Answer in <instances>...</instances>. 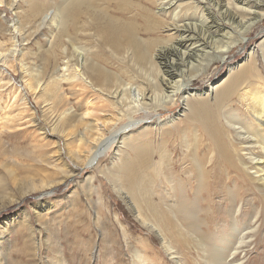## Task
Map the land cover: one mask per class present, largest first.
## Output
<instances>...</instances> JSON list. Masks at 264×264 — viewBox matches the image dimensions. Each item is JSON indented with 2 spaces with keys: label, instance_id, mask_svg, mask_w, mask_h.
<instances>
[{
  "label": "rangeland",
  "instance_id": "rangeland-1",
  "mask_svg": "<svg viewBox=\"0 0 264 264\" xmlns=\"http://www.w3.org/2000/svg\"><path fill=\"white\" fill-rule=\"evenodd\" d=\"M9 1L0 0V29H6L0 33V40L4 44L3 50H7V52L2 51L4 55L0 51V54L3 55L2 59L0 58V199L3 196V190L15 194L14 196H18L20 191H26L27 194L10 206L0 205V233L2 230H6L8 234L4 235L8 240L5 248L2 247L5 242L2 241L0 244V252L5 254L4 257L0 254V264H205L204 255L199 250L197 241L200 238L201 241L209 245H218V241L223 238V228L230 222L226 216L227 211H231L230 217L233 221L234 219L239 220L238 226H235L234 229L238 230L240 226H250L246 231L247 247L245 248L243 245V249L237 252L238 264H264V170L259 171V168L254 165L260 162L264 169V147L259 143L251 147L256 159L253 160L247 151L237 154L241 164L243 157L249 162L245 165L242 164L248 186L239 195H236L230 206H226L222 202L224 190H230L232 186L234 189L240 188L242 184L228 181L224 173L216 176L225 181L217 190V195L214 193V188H209L210 185L204 190H195L199 192V198L196 199L193 194L196 180L190 182L184 198L192 203L197 200L194 218L200 220L205 227L196 228L200 236L191 235L189 238L192 241L186 247L184 245L180 248L179 246L174 247V250L183 254L181 257V253L173 254L175 252L173 251L172 254H169L164 249L156 230L153 231L152 227L141 223L136 212L134 214L135 210L129 208L125 203L126 199L114 189L116 185L111 180L112 176H116L121 171L122 166L123 169L127 166L124 163L129 157L124 162L122 158L130 156L132 152L124 141L128 140V144L133 143V150L137 147L138 142L145 138L148 139V143L155 144L157 142L156 135L153 138L146 135L140 139H137V136L141 135L140 132L143 129H154V125L148 124H153L152 121H157L156 118L164 121L170 119H174L175 122L180 121L185 107L182 103V93L191 94L192 98L190 99L198 100L206 97L210 101L209 96L212 91L217 89L216 87L225 85L226 80L232 74L234 75L242 64L252 60L261 77L252 79L248 86L238 91V95H242V101L236 99L233 110L228 114L235 113L246 124L249 120H252L257 127L261 123L260 128L264 130L262 123L264 119L254 118V112L251 110L252 99L256 93L259 90L264 93V17L259 23L249 28L244 35L238 33V29L227 22L221 13L222 10L219 9L220 7L213 4L212 0H172L174 5L180 6L178 11L181 14L187 13L186 17L182 18V22L179 20L178 25L195 23L199 25L197 27H201L203 19H206L210 26L213 22L208 23L210 21L208 18H213L221 28L216 39H220L226 33H231L230 41L233 43L221 50L223 53L221 58H208L211 57L212 50L207 48L205 50L206 53H209L206 57L207 62L198 64L195 62L194 68L188 70L186 76L190 74L192 78L188 85H185V78L178 75L169 80V82L172 81V84L174 82H178V85L184 84L172 107L160 108L156 113L148 114L146 116L148 120L144 118L142 125L124 131L125 134L123 136L121 134V137L115 136L112 140L108 139L110 129L107 127L105 130L98 131L96 142L81 146L74 138L80 139L83 135H87V138L91 137V134L95 133L94 130H85L91 121L97 125V123L101 124L104 120L110 119L111 97L100 95V92L86 88L82 83L62 80L64 67L60 60L63 59L64 54L67 55H64L66 58H70L77 51L88 61L120 76L124 82H127L124 77L127 74L125 66L129 63L124 61L122 62L124 64H121L110 57V52L103 47L97 37H94V30L89 25L91 22L86 17L80 18L75 23L74 29L72 25H68L66 32L70 35L69 38L64 39L63 45L59 48L55 45L51 49L49 46L51 42V44L59 42V38L55 39V36H58L56 24H51L48 19L42 22L39 16L31 20L28 5H37L51 10L43 13L51 15L53 10L55 12L56 7L62 5L63 0H11L12 3L15 2L13 7L9 6ZM251 1L255 3L260 0ZM106 4L97 1L96 4L91 5L98 12L110 14V3ZM259 6L260 2L258 7H255L256 12ZM237 7L247 12L250 11L246 8L247 5L238 4ZM16 19L20 22L19 25L22 26V29L14 31L12 24ZM33 24H36V27ZM172 33L171 42L176 37L175 32ZM12 34L15 36V40L10 42L7 39ZM160 37L167 39L166 34H162ZM52 39L58 40V42ZM226 40L227 38L224 42ZM13 44L16 45L15 48L12 46ZM12 49L18 54L21 53L19 58L16 57L17 53L15 52L12 55L9 53ZM19 59L28 66L31 76L24 75L26 77H23ZM54 60H58L54 65V76L61 80V83L55 98L58 105L51 109V112L50 106L47 105V107L45 103L37 102L34 96L38 93L41 85L47 84L48 77L54 71L48 69L47 75L41 80L43 65L46 63L53 65ZM199 64H203V67L198 68ZM28 78L32 79L35 85L40 84L37 90L31 91L27 86ZM236 106L240 107L242 111L237 110ZM57 107L59 108L56 109ZM64 113L67 114L65 119L73 115L78 119L74 123L75 127L69 126L65 133L56 128L60 118L64 117ZM113 114L116 115L115 110ZM237 118L241 121L239 117ZM127 121L128 119L116 122L113 131L123 129ZM224 122L226 121L224 120ZM77 123H82L84 126ZM237 127L231 126V129L235 131L231 135L232 138L238 137L237 132H241V129L238 130ZM196 129L197 127L188 129L182 125L178 127L177 132L169 130L165 135L168 138L177 137L175 143L179 153L186 154L187 144L190 145L195 140H202L199 130ZM95 130L97 131L98 128ZM126 135L128 137H125ZM72 139L75 141L68 144ZM106 139H108L107 142H113L111 148L105 151V147V152L100 151L102 153L97 162L92 166L87 165L86 150L88 146L92 150L99 149ZM73 151L76 153L71 154ZM215 155L214 152L211 155L205 151L203 146L198 148L197 158L209 173L213 172L215 168H221L220 165L216 166ZM154 161L156 160L153 158ZM66 172L68 174H64ZM89 178H92L90 190L88 187ZM43 183H51V187L42 190ZM167 188H169L167 185L161 186L158 192L166 195ZM151 195L154 201L151 203L153 207L159 208L160 202L169 204V202L162 201L157 192H152ZM239 210L243 214L239 215ZM116 214L119 217L118 220L127 226L129 234L127 240H124L119 227L115 225ZM255 217L256 219L249 225L250 220ZM181 223L179 230H182L181 232L186 236L187 224L184 223V220ZM142 239L150 240V249L142 245ZM60 258L63 260L61 263L58 261ZM142 259L145 260L144 263Z\"/></svg>",
  "mask_w": 264,
  "mask_h": 264
},
{
  "label": "bare ground",
  "instance_id": "bare-ground-1",
  "mask_svg": "<svg viewBox=\"0 0 264 264\" xmlns=\"http://www.w3.org/2000/svg\"><path fill=\"white\" fill-rule=\"evenodd\" d=\"M97 1H101L103 4L110 3V14L98 12L91 5L96 4ZM212 2L220 7L219 9L222 10L221 13L227 22H230L235 29H238V33H243L244 35L249 28L259 23L264 17V0L255 3L251 0H212ZM259 2L260 6L256 12L255 7H258ZM8 4L10 7H13L15 2L12 3L10 0ZM238 4L247 5L246 8L250 11L241 10L237 7ZM179 9L180 6L174 5L172 0H63L62 5L55 8V12L53 10L51 15H44L43 13L51 10L41 8L37 5H28L31 20L39 16L42 22L48 19L51 24H56L55 27L57 28L58 36H55V39L59 38V42L58 40L55 41L52 39L58 42V44H51V42L49 44L51 49L55 45L59 48L63 45L62 41L69 38L70 35L66 32L68 25H72L74 29L75 23L80 18L86 17L91 22L89 25L94 30V37H97L103 47L110 52V57L121 64H124L122 63L124 61L129 63V65L125 66V72L127 74L124 77L127 82H124V79H121L120 76L114 75L88 61L77 51L73 54L71 53L70 58H66L65 56L67 55L64 54L63 59H59L62 62V67H64L62 80L82 83L84 87L100 92V95L111 97L110 119L106 118L107 120H104L101 124H95L96 126L91 121L85 127V130H94L95 133L91 134L93 137L89 136L87 138V135H83L80 139H76L71 135L81 146H85L86 143L93 144V142H96L98 140L96 138L98 131L105 130L107 127L110 129V137L108 139L112 140L115 136L121 137V134L122 136L125 134L123 133L124 131L142 125L144 123L143 119H147L146 116L148 114L152 115L160 108L168 109L172 107L184 84L178 85V82L172 84V81L169 82V80L173 76L178 75L185 78V85H188L192 79L190 74L186 76L188 70L194 68L195 62L198 64L199 62L202 63L207 60L206 57L209 54L205 52L207 48L212 50V55L208 58H221L223 54L221 50H224L233 43V41H230L231 33H226L220 39H216L221 28L219 23L213 18H208L210 20L208 23L213 22L210 26L207 24L206 19H203L201 27H197L199 25L195 23L191 25H178L179 20L182 22V18L184 16L186 17L187 14H181L178 11ZM19 24L20 22L16 19L12 24L14 31L22 29V26ZM33 26L36 27V24H33ZM4 31L6 29H0V33ZM173 31L176 37L171 42ZM162 34H166L167 39L160 37ZM14 38L15 36L12 34L7 40L13 42L15 40ZM226 38L227 40L224 42ZM2 43L0 40L1 52L4 51V44ZM14 44L16 43L14 42ZM14 44L12 46L15 48L16 45ZM5 51L7 52L6 49ZM14 52L15 50L12 49L9 53L12 55ZM1 54L4 55L3 52ZM1 54L0 58L3 56ZM20 54L17 53L16 57L19 58ZM18 62L21 65L20 70H22L23 77H26L24 75L31 76L32 74L29 73L30 69L28 70V66L24 65L20 59ZM57 62L58 60H54L53 65L50 63L43 65L41 80L47 75L48 69L54 70V65ZM4 63L6 64L7 62ZM200 67H203V64H199L198 68ZM175 72L176 74H174ZM54 73L55 70L48 77L47 84L41 85L39 91H37L38 93L34 96L37 102L50 106V111L58 105L55 98L61 83V80L57 79ZM260 77L261 75L253 60L249 61V63L242 64L234 75L232 74L229 78L227 77L228 79L225 85L223 84L224 86L216 87L217 89L212 91L209 96L210 101L206 97L205 99L201 98L198 100L190 99L192 95L190 94V96L188 92H184L181 97L185 107L183 109V117L180 121L175 122L174 119L164 121L156 118L157 121L153 120V124H148L154 125V129H143L140 132L141 135L137 136V139H140L142 136L149 135L150 138H153L156 135L157 142L155 144L153 142L148 143V139L145 138L143 141L138 142L137 147L133 150V143L128 144V140L124 141L132 152L130 156H124L122 158L124 162L129 157L124 163L127 166L124 169L122 166L121 171L116 176L111 177L112 183L116 185L114 189L118 193L120 192L126 199L125 203L129 208L135 210L134 214L136 212L137 217L143 225L146 223L147 227L150 226L153 228V231L156 230L164 249L169 254H172L173 251H175L173 254L181 253L176 249L174 250V247L179 246L180 248L182 245L186 247L192 241L189 238L191 235L200 236L196 228L205 227L200 220L194 218L197 200L195 203H192L186 201V198H184L190 182L196 180L193 191L204 190L211 185L209 188H214L216 195L217 190L221 188V184L225 182L219 177H216L217 175L224 173L228 181L242 184L240 188L234 189V186H232L230 190H224L222 202L226 206H230L236 195H239L248 186L246 182L247 176L242 164L245 165L249 162L243 157L241 164L237 158V154L247 151V154L252 156L253 160L256 159L251 147L258 143L264 147V130L260 128L262 126L261 123L258 124V127L254 125L252 120H249L246 124L240 116L235 113L232 115L228 113L233 110L236 99L242 101V95H238V91L248 86L252 79H260ZM27 80V86L31 91L38 89L40 84L35 85L34 81L30 78ZM235 108L242 111L238 106ZM114 110L116 115L113 114ZM251 110L254 112V118L264 119V93L262 90H259L253 97ZM66 115L64 113V117L62 116L60 122L56 125L58 131L60 130L63 133L66 132L69 126L75 127L74 123L77 119L74 115L65 119L67 118L65 117ZM243 117L249 118L248 116ZM126 119L128 121L123 129L113 131L114 127H116L114 126V124H117L116 122ZM262 123L264 124V120H262ZM77 124L84 126L82 123ZM182 125L188 129L197 127L196 130H199V134L202 136V140H195L192 144H187L186 154L179 153L178 146L175 143L177 137L168 138L165 135L169 130L177 132L178 127ZM231 126H238V130L241 129V132H237L238 137H231L235 132L234 129H231ZM95 128H98V130L96 131ZM125 137L128 136L126 135ZM74 139L68 144H72L75 141ZM108 139L103 144L101 143L102 146H99V149L95 148L92 150L88 146L86 150L87 165L92 166L97 162L102 153L100 151H104L105 147V151L111 148L113 142H107ZM201 146L205 147V151L211 155L212 152L216 154V166L220 165V169L215 168V172L209 173L203 168L204 165L197 158L198 148ZM73 153L74 151L71 154ZM153 158L156 161L153 162ZM254 165L259 168V171L264 170L260 162ZM64 174L68 173L66 172ZM50 184L43 183L41 186L42 190L49 187ZM164 185L169 186L166 189V195L158 192L160 187ZM88 187L89 190L92 188V178L88 179ZM1 188L3 187L1 186ZM152 192H157L161 200L169 202V204L160 202L159 208L153 207L151 204L154 203L153 196L151 195ZM2 193L3 198L1 197L0 199V205L4 207L17 203L23 198V195L27 194L26 191H20L18 196H14L15 194L6 190H3ZM193 194L196 199L199 198V192L195 191ZM224 210L226 211V209ZM238 213H240L239 215L243 214L241 210ZM226 214L230 222L228 226L223 228V238L218 241V245H209L201 241L200 238L197 241L199 250L204 255L205 264H238L237 252L243 249V245L245 248L247 247L245 242V239L248 238V236L246 237V231L249 230L250 226H240V229H234L235 226H238L239 220H232L230 217L231 211H227ZM118 219L119 217L116 214L114 219L115 225L119 227L124 240H127L129 237L127 226ZM179 219L181 221L184 220V223L187 224V229H185L186 236L181 232L182 230H179L182 224ZM255 219L256 217L250 220L249 225ZM4 235H8L6 230H2L0 233V244H2V241L3 243L5 242L2 246L3 248H5L6 241H8ZM142 242L143 246L150 249L151 242L149 239H142ZM0 254L2 253L0 252ZM2 255L3 257L5 256V254ZM181 256H183L182 253L180 254ZM58 261L59 263L63 262L61 258ZM144 261L142 259L143 263Z\"/></svg>",
  "mask_w": 264,
  "mask_h": 264
}]
</instances>
